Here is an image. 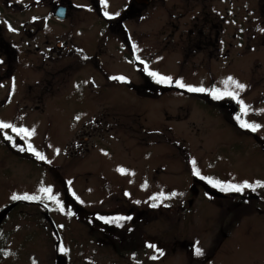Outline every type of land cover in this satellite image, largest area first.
I'll return each mask as SVG.
<instances>
[{"label":"rangeland","instance_id":"1","mask_svg":"<svg viewBox=\"0 0 264 264\" xmlns=\"http://www.w3.org/2000/svg\"><path fill=\"white\" fill-rule=\"evenodd\" d=\"M54 2L0 0L15 52L0 53V211L15 203L0 264H264V0H152L130 17L131 0H61L63 21ZM196 178L253 185L240 193L261 211L221 212L233 200ZM98 215L125 222L135 256L94 240L83 217Z\"/></svg>","mask_w":264,"mask_h":264},{"label":"flooded vegetation","instance_id":"2","mask_svg":"<svg viewBox=\"0 0 264 264\" xmlns=\"http://www.w3.org/2000/svg\"><path fill=\"white\" fill-rule=\"evenodd\" d=\"M57 2L55 3V6L53 7L54 10L52 11V16L55 18L56 17V13L59 9H63L65 11V18L67 15V8L61 4V0H56ZM132 3L129 4V6L125 9V12L127 13V15L133 16L136 13H138L142 8L147 7L149 5H151V1L152 0H147L146 4L145 3H140L136 2V0H131ZM57 21V20H56ZM32 29L28 28V35H32V33H30ZM60 45H58L59 47ZM0 53L6 55L9 54L10 56L15 53L14 51L10 52V45L9 43L3 39L2 33L0 32ZM7 62L11 63V59L8 57L7 58ZM78 139V138H77ZM197 183H200L199 181H197ZM192 190L193 193H197L198 190L195 186H192ZM209 192V191H208ZM22 204H27V201L22 200L21 201ZM29 203H36L39 206L40 203L38 202H29ZM28 203V204H29ZM44 207V206H42ZM43 213V212H42ZM46 211H44L43 215L40 218H44V220L46 219ZM6 218V217H5ZM83 220H86L87 222V226H91L93 233L92 236H94V240H96V242L99 245H105V243H107V246L110 248L111 251H113L114 256L117 257H122L124 256L123 254H128L127 257H129V259H131V257L135 256V254L137 253V249H135L133 246L137 245L138 242L136 241L135 238H133L130 235L126 234V224L125 222H122L121 219L117 220V221H111V220H106L105 218H103V216H97L96 219H93V223H91L89 221V219H86L85 217H83ZM44 223L50 224L48 221H43ZM134 222H131V225ZM51 225L49 227V230L51 229ZM129 231V229H127ZM141 245V250L144 251L145 248L142 247V243H140ZM140 256H142V253H139ZM138 256V255H137ZM136 256V258H137Z\"/></svg>","mask_w":264,"mask_h":264},{"label":"trees","instance_id":"3","mask_svg":"<svg viewBox=\"0 0 264 264\" xmlns=\"http://www.w3.org/2000/svg\"><path fill=\"white\" fill-rule=\"evenodd\" d=\"M193 95V94H192ZM196 96L198 97V100H199V103L203 106H211L214 108V106L217 104L216 102H218L217 99H215L214 101H208L207 97L205 96H202L200 94H197L196 93ZM229 120V118H228ZM234 123V122H232ZM211 186H214V187H218L216 185H213L212 183L208 182ZM221 189V187H218ZM224 193V201H226V203L228 202L227 200L229 201H232V204L231 206L230 205H225V206H222L220 205L219 207L221 208V212H227V214H231V213H235L236 212V215L238 214L239 216H247V215H250V214H253V213H259V210L260 207L258 205H255L253 204L254 202H256L258 199H259V196L257 195H251L250 197H246V196H243L240 192H237L238 196H235V198H231V199H228V191H223ZM230 197V195H229ZM214 200L215 199H218V198H214L212 197ZM227 199V200H226ZM213 200V201H214ZM218 200H221V199H218ZM260 200V199H259ZM42 220H44V218L42 217Z\"/></svg>","mask_w":264,"mask_h":264},{"label":"snow or ice","instance_id":"4","mask_svg":"<svg viewBox=\"0 0 264 264\" xmlns=\"http://www.w3.org/2000/svg\"><path fill=\"white\" fill-rule=\"evenodd\" d=\"M149 75L158 76V74H156V73H149ZM113 79H123V78L122 77H120V78L113 77ZM157 83L171 84L172 83V79L170 77L158 76ZM176 86L180 87V88L187 87L188 91H193V92H195V91H203V89H197V88H193V87H190V86H186V85L183 84L182 81H177L176 82ZM236 86L238 88H240V89H243L245 87V85L239 84V83H237ZM228 94L232 95L231 93H228ZM217 98H219V97H217ZM241 126L242 127H246V128L247 127H251V129L253 131H255L256 127H257V126H250L248 124H242ZM11 127H12V125H10V124L0 123V129H7V128H11ZM14 131H18V133L19 132H24L26 135H31V133L27 132V130H24V129H20V130H15L14 129ZM8 138L11 139V137H8ZM29 150H31V146L30 145H29ZM36 155H37L38 159H40V160L44 159V157L42 155H40L39 153H36ZM193 163H195V162H193ZM120 171H123V170L121 169ZM258 186H264V185H258ZM244 188H253V190H254L253 185H251V184H249L247 182H245L243 185H228L226 187H222V190L223 191L241 192ZM42 191H44L46 193H49V194L51 193V189L50 188L42 189ZM12 199L13 200H21V199L27 200V199H37V197H30V196H27V195H25V196L13 195ZM61 251H63V249H61ZM196 253H197V255L201 254L199 249L196 250Z\"/></svg>","mask_w":264,"mask_h":264},{"label":"water","instance_id":"5","mask_svg":"<svg viewBox=\"0 0 264 264\" xmlns=\"http://www.w3.org/2000/svg\"><path fill=\"white\" fill-rule=\"evenodd\" d=\"M136 2H139V4L141 3H145L147 2V0H136ZM65 17V11L63 9H59L56 13V18L57 19H64ZM210 194L212 196H215V197H222V195L216 191H210ZM14 207V204L11 205V206H8L6 207L5 209H3L1 212H0V225L2 223V221L4 220L5 216L7 215V213ZM46 220L50 223V225L52 226L53 230H54V233L57 234V231L55 229V226L53 224V222L51 221L50 217L48 215H46ZM58 246H59V237H58V241L56 243V249H58ZM58 264H60V262H58Z\"/></svg>","mask_w":264,"mask_h":264}]
</instances>
